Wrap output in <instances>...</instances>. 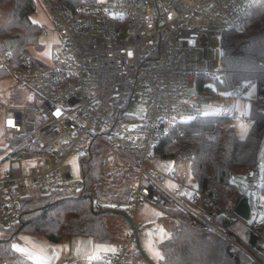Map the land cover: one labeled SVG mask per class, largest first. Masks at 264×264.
I'll return each instance as SVG.
<instances>
[{
    "label": "built area",
    "instance_id": "built-area-1",
    "mask_svg": "<svg viewBox=\"0 0 264 264\" xmlns=\"http://www.w3.org/2000/svg\"><path fill=\"white\" fill-rule=\"evenodd\" d=\"M41 2L52 16L41 36L56 39L50 60L42 65L0 61V71L14 80L13 95L25 101L15 104L11 96L0 97V125L8 136L26 143L12 155L8 146V166L0 162V230L22 221V200L32 189L42 194L66 187L83 190L84 179L69 181L72 169L65 160L87 150L93 139L105 138L115 153L137 151L135 160L124 164L123 186H133L126 203L131 216L144 202L180 209L192 226L243 247L240 238L199 208L214 204L217 212L231 216L234 205L217 203L188 173L162 172L152 162L164 160L159 146L184 136L185 126L205 116L210 103H220L217 115H229L237 98L255 88L241 81L238 95L219 90L225 80L222 59L208 61L205 69L189 66L190 54L207 58L216 48L214 38L247 31L255 0H83L75 10L52 0ZM27 90L31 95H24ZM142 101L145 112L136 116L130 107ZM134 224L129 242L103 257L106 264H124L140 252L138 240L147 229ZM259 225H246L248 239ZM254 240L264 253V237L257 234ZM250 256L264 264L253 252Z\"/></svg>",
    "mask_w": 264,
    "mask_h": 264
},
{
    "label": "trees",
    "instance_id": "trees-1",
    "mask_svg": "<svg viewBox=\"0 0 264 264\" xmlns=\"http://www.w3.org/2000/svg\"><path fill=\"white\" fill-rule=\"evenodd\" d=\"M52 1L75 10L83 0ZM36 9V0H0V61L8 58L15 65L25 60L34 65L43 64L30 51L31 47L44 50L40 42L43 26L33 19ZM221 46L225 80L218 89L226 94L238 95V83L243 81L254 84L257 91L249 115L253 123L246 137L237 135L231 116L206 115L188 123L184 136L164 141L157 153L163 159L190 163V174L200 190L208 192L217 203L226 207L230 202L235 206L238 200V187L232 182L234 170L257 171L258 153L264 135V107L260 109L262 101L264 105V2L255 4L251 9L247 31H227L221 39ZM8 77L9 72L0 71V78ZM11 98L18 100L14 95ZM98 143H102L101 148L97 147ZM8 146L13 148L12 155L25 148L26 143L21 137H11ZM117 156L123 163L129 164L135 160L137 151L115 153L109 149L105 138H95L81 159L85 182L83 190L73 191L66 187L42 194L32 189L22 200V221L14 227L0 230V264H33L11 247L20 232L43 236L54 243L67 236L89 237L99 243L112 242L106 216L126 214L133 218L126 208L133 186H122L126 168L124 164H115ZM108 160L113 163V169L106 174L105 162ZM262 179L260 193L264 195V168ZM108 183L112 184V188H107ZM199 208L223 227H228L236 219L234 214L228 216L217 212L214 204ZM165 211L174 223L170 237L159 243L162 256L157 264H256L239 247L205 228L192 226L184 211ZM256 233L264 237V222ZM257 234L253 235L254 238ZM242 242L264 261L263 250H258L255 240L253 243L249 240ZM90 264L106 263L101 258Z\"/></svg>",
    "mask_w": 264,
    "mask_h": 264
},
{
    "label": "rangeland",
    "instance_id": "rangeland-1",
    "mask_svg": "<svg viewBox=\"0 0 264 264\" xmlns=\"http://www.w3.org/2000/svg\"><path fill=\"white\" fill-rule=\"evenodd\" d=\"M101 2H106L107 0H100ZM264 2V0H255V4H259ZM36 13L33 16V19L37 21L43 27L45 25H49L50 21L52 22L51 17L46 12L41 0H36ZM50 18V20H49ZM56 39H53L52 36L44 37L40 36V42L44 45V50H36L34 48H30L32 54L37 57L41 61L48 62L51 58V50L53 47L56 46ZM212 43L216 44L215 49H211L208 53L207 58H204L203 54L193 53L190 54L189 59L191 63L189 66L193 69H205L207 67L208 61L212 62L217 59H222V46L221 40L214 38ZM14 80L12 77L8 78H0V97L3 99H11L16 90L13 86ZM139 92H142L143 89H138ZM22 93V92H21ZM24 95L29 96L31 95V91L27 90L23 92ZM257 96L256 88L248 90L247 93L243 96H240L236 100L235 108L229 111V116H231V124L233 125L237 135L240 138H245L253 120L250 118V110H251V103L252 100L255 99ZM27 99V98H26ZM15 104L24 103V100H14ZM221 106L220 103H210L209 111L206 115H217V109ZM261 107H264L263 101L261 103ZM130 111L133 112L136 116H140L145 112V102H133ZM205 115V116H206ZM242 116L246 117V120L242 119ZM6 135V134H5ZM3 136V131L0 128V147L4 148L0 150V162L4 167L8 166L9 163V152L7 150V143L8 140L11 138L9 135L8 137ZM98 148L102 147V143H98ZM87 150H80L76 153L71 154L66 160L65 164L69 165L72 169V180H80L83 179L82 172H81V159L82 156L85 155ZM106 164V174H109L113 169V164L110 160L105 162ZM115 164H125L120 159L119 156L115 159ZM152 164L157 169L161 170L162 172H177V173H188L190 176V163L186 160H175V159H164L162 161L156 160L153 161ZM264 168V135L262 137L259 153H258V167L257 171L254 173L253 177L250 178V172H247L243 168H236L232 175V182L235 183L238 187V201L242 198L246 192L250 191V203H251V218L248 221H245L236 216L234 222H232L228 227H224L232 234L240 238L242 241H246L248 235L245 233L244 228L246 225L257 222L259 224L264 222V195L260 193V187L263 182L262 179V171ZM126 175V173H125ZM192 177V176H191ZM193 178V177H192ZM194 179V178H193ZM168 185H171L170 182H167ZM123 186V182H122ZM129 185L123 186L124 188ZM172 187V186H170ZM107 188H112V184L108 183ZM77 193V192H76ZM229 204H232L230 202ZM142 205V204H141ZM140 205V206H141ZM139 206V207H140ZM138 207V209H139ZM144 207V206H143ZM142 208V207H141ZM151 211L152 209H147L146 212ZM165 213L164 217H161L158 221H154L152 223H139L141 225L146 226L147 229V236L146 238H140V249L141 252L139 256L136 254L135 256L131 257V259H135L133 262L124 263V264H157L159 259L161 258L162 254L159 248V243L164 241L165 239L170 237L172 226L174 221L170 222V219L166 215L165 209L163 210ZM219 213H226V210H223ZM234 214V213H233ZM231 214V216L233 215ZM235 215V214H234ZM133 219L135 220V216L133 215ZM188 220V218H187ZM107 225L112 233V242L110 243H99L95 240H92L94 243L99 244L98 246L105 247L103 253L106 252H113L115 251L120 245L127 244L129 242V231L131 226L128 223V220L121 215H107L106 216ZM137 223V222H136ZM37 235L27 233V232H20L17 234V238L12 242V249L18 251L25 259H29L27 257L26 249L33 248L39 245V240H46L43 237H36ZM68 237V236H67ZM41 238V239H39ZM74 240L82 242L84 237L76 236ZM47 243V241H44ZM242 245L245 246L242 242ZM85 247L83 248V252L85 251ZM246 247V246H245ZM247 248V247H246ZM248 249V248H247ZM249 250V249H248ZM94 251V250H92ZM23 253V254H22ZM101 254L99 253L96 258L100 257Z\"/></svg>",
    "mask_w": 264,
    "mask_h": 264
},
{
    "label": "crops",
    "instance_id": "crops-1",
    "mask_svg": "<svg viewBox=\"0 0 264 264\" xmlns=\"http://www.w3.org/2000/svg\"><path fill=\"white\" fill-rule=\"evenodd\" d=\"M1 128V127H0ZM2 129V128H1ZM3 136L5 135L4 130ZM144 206V207H143ZM142 207V208H141ZM147 209H152L153 212L148 211ZM164 209L154 205L150 202H144L137 209L135 213L136 223H152L154 221H158L161 217L165 216L163 211ZM170 219V218H169ZM172 222V219H170ZM245 229V228H244ZM43 237V236H36ZM76 236H68L65 237L61 242L54 243L49 241L47 238L43 237L46 240H39V245L26 249L27 257L33 262V264H61L63 261H74L76 264H90L94 260L103 258L107 253H103L105 247L98 246L99 244L94 243L91 238L84 237L82 242L74 240ZM146 238V237H145ZM247 240H249L247 238ZM44 241H47L45 243ZM85 247V251L83 252V248ZM94 250V251H92ZM111 252V251H110ZM101 254L100 257L96 258L98 254ZM23 254V253H22ZM136 259V258H135ZM135 259L128 258L124 263L133 262Z\"/></svg>",
    "mask_w": 264,
    "mask_h": 264
},
{
    "label": "water",
    "instance_id": "water-1",
    "mask_svg": "<svg viewBox=\"0 0 264 264\" xmlns=\"http://www.w3.org/2000/svg\"><path fill=\"white\" fill-rule=\"evenodd\" d=\"M254 175V172H250L249 177L252 178ZM234 214L245 220L248 221L251 218V203H250V191L246 192V194L238 201V203L234 206ZM124 217L128 220V222H130V226L131 228L135 227L134 221L126 214H124ZM254 241V236L252 235L249 239L250 243H253ZM140 243V240H138V245ZM240 249H242L243 251H245L248 255H250V250H248L245 246L241 247L238 246ZM139 248H141L139 246ZM141 250V249H140ZM258 250H263L262 247H258Z\"/></svg>",
    "mask_w": 264,
    "mask_h": 264
},
{
    "label": "bare ground",
    "instance_id": "bare-ground-1",
    "mask_svg": "<svg viewBox=\"0 0 264 264\" xmlns=\"http://www.w3.org/2000/svg\"><path fill=\"white\" fill-rule=\"evenodd\" d=\"M232 241H233L235 244L240 245L239 240L236 239V238L233 237V236H232Z\"/></svg>",
    "mask_w": 264,
    "mask_h": 264
}]
</instances>
